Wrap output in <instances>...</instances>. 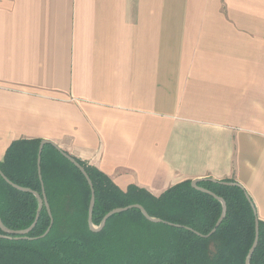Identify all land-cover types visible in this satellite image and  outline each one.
I'll return each instance as SVG.
<instances>
[{"label":"crops","instance_id":"obj_1","mask_svg":"<svg viewBox=\"0 0 264 264\" xmlns=\"http://www.w3.org/2000/svg\"><path fill=\"white\" fill-rule=\"evenodd\" d=\"M18 139L122 190L232 180L264 222V0H0V160Z\"/></svg>","mask_w":264,"mask_h":264},{"label":"trees","instance_id":"obj_2","mask_svg":"<svg viewBox=\"0 0 264 264\" xmlns=\"http://www.w3.org/2000/svg\"><path fill=\"white\" fill-rule=\"evenodd\" d=\"M40 139H18L10 143L0 160V171L17 186L44 190L50 214L43 205L26 237H0V264H245L258 223V242L249 264H264V222L240 185L232 180H201L198 185L224 199L226 213L215 231L221 202L183 180L159 196L136 185L120 189L112 180L75 158L87 172L94 190L92 224L99 226L110 210L141 205L109 217L104 227L92 231L87 223L90 187L61 151ZM249 197V199L247 198ZM38 200L29 191L8 184L0 175V219L9 230L29 227L36 216ZM52 218L49 232L46 231ZM0 234L3 232L0 229Z\"/></svg>","mask_w":264,"mask_h":264},{"label":"water","instance_id":"obj_3","mask_svg":"<svg viewBox=\"0 0 264 264\" xmlns=\"http://www.w3.org/2000/svg\"><path fill=\"white\" fill-rule=\"evenodd\" d=\"M52 144L54 145L56 148H58L55 144H53L52 142L48 141V140H41L40 141V144H39V148H38V159H37V165H38V174H39V177L41 179V173H40V154H41V151H42V148L45 144ZM59 149V148H58ZM60 150V149H59ZM62 155L68 160L70 161L76 168H78V170L82 173V175L85 177L89 187H90V192H91V195H90V200H89V207H88V216H87V223H88V226L89 228L92 230V231H99L101 230L107 219L109 217H111L112 215L116 214V213H119V212H123V211H126L130 208H138L141 213L143 214V216L151 221V222H164L166 223L165 221L159 219V218H154V217H151L148 215V213L145 211V209L141 206V205H138V204H132V205H128V206H125V207H118V208H114L112 210H110L109 212H107L103 218L101 219V222L99 224V226H94L92 224V210H93V206H94V200H95V196H94V190H93V186H92V183H91V180L87 174V172L85 171L84 167L82 165H80V163L74 158L72 157L71 155L67 154L66 152L60 150ZM0 175L2 176V178L8 183L10 184L11 186L19 189V190H24V191H29V192H32L37 200H38V209H37V212H36V216H35V219L33 221V223L25 228V229H22V230H9L7 229L3 224H2V221L0 219V229L1 231L3 232V234H0V237H7V238H11L12 235L14 238H21V237H26V235L32 230V228L34 227L37 219H38V216H39V212L42 208V206L44 205L48 211V213L50 214V209H49V205H48V202H47V199H46V196H45V193H44V190H42V194L40 195L39 193H37L36 191H33V190H30L28 188H23V187H20V186H17L16 184L12 183L10 180H8L3 174L2 172L0 171ZM203 180V179H194L191 181V185L192 187H194L195 189L201 191V192H204V193H207V194H210L212 195L214 198L218 199L220 202H221V205H222V210H221V214L217 220V222L215 223V226L213 227V229L206 235V236H209L210 234H212L215 229L217 228V226L221 223V221L223 220L224 216H225V213H226V203L224 201L223 198L215 195L214 193H212L211 191L201 187L198 185V183ZM208 180H211V181H214L212 179H208ZM224 184H229V185H239L238 183L236 182H223ZM249 199V197H247ZM52 225V218L50 220V224L48 226V228L46 229V231L41 235V237L45 236L49 230H50V227ZM257 242H258V223L256 222L255 224V234H254V240H253V243L246 255V258H245V264H249L250 262V258L253 254V251L257 245Z\"/></svg>","mask_w":264,"mask_h":264}]
</instances>
